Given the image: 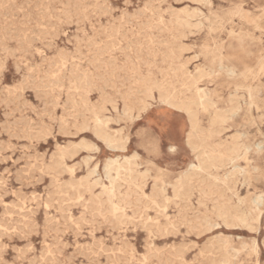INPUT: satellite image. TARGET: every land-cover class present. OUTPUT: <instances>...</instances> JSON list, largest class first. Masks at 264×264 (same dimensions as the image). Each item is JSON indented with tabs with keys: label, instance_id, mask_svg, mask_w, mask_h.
<instances>
[{
	"label": "rangeland",
	"instance_id": "rangeland-1",
	"mask_svg": "<svg viewBox=\"0 0 264 264\" xmlns=\"http://www.w3.org/2000/svg\"><path fill=\"white\" fill-rule=\"evenodd\" d=\"M27 1L28 0H0V41L3 44H0V60L14 57V59L11 60L9 70L6 73L0 74V202L2 203L0 204V222L3 224L2 225L0 223V238L4 237L2 240L0 239V249H3L2 251L0 250V255L3 254L2 256H0V264H4L5 262L7 264H12V261L16 258V261L18 260L16 264H45V262L46 264H160V261L161 264H182L183 260L197 259L201 261L202 264H264V233H262L260 229L259 221L257 222V231L255 234L250 232L246 227L227 228L222 232L215 229H209L208 232H204L202 230L196 235L189 236H186L185 232L189 231L190 229L177 228L174 231H171L169 229V224L177 222L178 219H183L186 222L192 219H197V212L195 211V208H192L193 200H201L197 189L193 190L189 198L180 197L178 202L174 201L170 205V209L166 214H161L158 217L157 212L159 210L149 212L148 215L151 216L152 221H155L156 219L160 220L159 224H154L152 223V221H149L147 217H145L144 220H141L140 218L144 213V208H142L141 204H139L142 201L141 192L134 187L129 189L126 185H123L121 187V195L119 196L121 212L120 214H114L111 204L108 202V196L106 195V193H104L102 188L103 185L110 186L109 180L105 175L104 168L106 162L109 159H115L117 157H134L137 170L140 172V174L144 175V178L139 179L138 183L153 182L154 177L152 176L149 161L147 158L149 154V148L152 146V138L156 137L157 139H159L160 137H163L164 140L167 141L169 136L183 137L185 140V146L187 147V133L190 130L189 123L187 130L185 129V120H188L187 116L185 113L182 114L181 112H178L171 108L167 111V118L165 120L157 121L154 117L158 115V113L148 115L147 111L143 112L139 118L129 120L123 113V101L120 98L117 105V110L113 108V104L109 103L106 105L107 111L104 115L109 120L108 127L110 132H119L124 137L128 138L127 151L121 152L120 150L109 148L100 138L97 139V136L94 132L93 123H89V121L92 119L91 113L88 110L89 107L95 106L97 100L101 101L102 103L105 95L108 97V92L103 91V88L106 86V84H104L105 76L100 71V68L102 67L101 65H94V68L96 70L93 71V68H90L87 63L81 67L80 61L76 60V67H73L71 64H69L67 69H64L63 67L55 68L54 65H49L50 67L41 66L39 68H36V71L33 74L28 69L32 68L33 66L35 67L37 64H41L42 62L38 57L31 55V50L27 47L28 44L33 42L34 38L32 35L25 34L21 30L20 25L23 22L21 18L29 16L34 18L35 15H40V18L43 19L48 10L47 8H38V4H51L55 9L57 5L67 2V0ZM37 1L39 3H37ZM69 1L74 3H97V0H68V2ZM103 2L104 0H99V3ZM134 2L135 4H150L155 9L157 18H159L161 15L167 18V23L164 25L163 30H158L155 34L156 49L159 50L161 44H174L175 46L183 45L187 49H192V51L189 53H183V61L188 65V60L191 59V57L194 58L199 56L200 58L199 60H193L194 62L190 66H188L189 71L194 72L197 66H205L208 70H217L216 74L212 75L210 79H206L201 84L203 85V89L218 91V93L224 99L228 98L230 89L233 86L232 84L236 82V80L243 79H241V77L236 78V80L230 78L229 74L226 73V70H219L218 57L213 63H211L209 59H204L202 52L205 49L214 50L215 48L220 46V44L228 46V44L232 42L234 45H236V41L232 39L231 33L235 35H246V49H250L255 52L258 48L264 47V0H134ZM26 3L29 4L27 5ZM29 5H31L32 7L29 8ZM207 5H211V7H207ZM12 6L14 7V11L12 9ZM15 6L19 10L15 8ZM21 6H23V11H21ZM153 8L149 9V11L145 14L144 20H141L140 23L146 22L147 18L152 16ZM90 11L97 13V20L99 21V11L96 8H93ZM194 11L197 12V15L194 16V18H191V27H183L176 22L177 18L187 17V14H192ZM7 13L9 14V16H7ZM56 14L59 15L60 13L57 12ZM251 19L258 20L259 23H261V27H256L255 24L251 22ZM10 23H13L12 26ZM49 23L51 24L52 22L49 21ZM104 23H107V21L105 20ZM129 23H131V21H129ZM35 31H37L38 35L35 36L34 40L46 39L49 42V53H53L55 55V47H64V38L56 41L51 36H39V34L41 33H46V29H36ZM38 31L41 32L39 33ZM14 34H16L18 37ZM26 35L27 39H22ZM15 36L17 37V39ZM8 38L9 41L15 42V46L11 47V50L9 49V47H6ZM2 48L6 49V51L4 49L2 51ZM24 51H26L27 53ZM97 51L99 50H94V57L96 56L95 54ZM222 53L224 55L222 59L223 65L225 67H235L236 73L238 72V74L240 71L244 70L246 64H250L253 71H256L258 69L257 60L255 59V57H247L242 50L237 48V46L234 48L226 47V49H224ZM49 59L51 60V57H49ZM73 60H75V57H73ZM18 65L19 68L22 69L20 70V72L18 71ZM46 70H48L50 73ZM65 70L67 74H69L68 76H74L77 79L84 76L85 70H87L89 77H95V79L92 80V85H95V90L90 91L88 94L89 103L85 104L83 102V99L86 96L83 91H74L71 95L66 89L63 93L60 92V87L63 86L65 82L63 76ZM55 72H60L62 75L58 76L60 77L59 79L58 77H56V79L53 80L51 74ZM29 75L31 78L29 77ZM62 76L63 79H61ZM77 76L80 77L78 78ZM77 79L72 80L73 87L76 85ZM262 81L264 82V79H262ZM54 82L57 83V85ZM42 83L43 85H41ZM10 85H20V91H17V88L15 87H12L13 90L9 91L8 87H10ZM122 86L123 84L121 83L119 86L113 84L108 87H114L115 89L121 88L123 91H125L126 87ZM38 90H40V92ZM50 90L52 92H49ZM35 91H37V93ZM11 92L12 94H16L11 95ZM56 92L60 94L58 95ZM93 96H95L96 99H92ZM38 97L40 98V101L38 100ZM41 99H44L45 101H41ZM110 99H115V97H111ZM6 100L8 103L6 102ZM17 100L19 101V103ZM47 103H49L50 105ZM8 104L9 108L7 107ZM26 104H28V106ZM65 104H67V107H64ZM242 104L244 105L243 101ZM260 105L261 109H254L252 111L253 119H255L256 121L254 120V122L252 123L249 116L246 115V111L241 110L238 115L230 120L229 124L232 125V127L225 131V133L223 134V138H230L236 135L237 132H240L241 134H244L241 138L243 142L254 144L256 142L258 143L264 141V135H262V133H264V95L262 96ZM35 110L38 111L36 112ZM31 111H34V113H32ZM14 112L16 113L15 116L14 114H12ZM35 114L38 117H36ZM6 116H8V118ZM41 116L43 120L41 119ZM17 117H19L21 121L17 119ZM59 117L63 122L65 121L64 131L68 134H62L60 132L61 125L59 121L61 120H59ZM55 120L57 122H55ZM33 121L35 122L33 123ZM52 121L57 124L51 123ZM69 121H71V123H69ZM47 124H49L50 126L48 125L47 127H45ZM20 125H22L23 127ZM204 125H207V119L204 120ZM53 127L55 128V134L48 135L46 132H42L45 131V129H49L50 131L48 130L49 132H47L50 133ZM79 127L91 128L93 130L89 132H82L78 131ZM38 129L42 131H39ZM37 134H39L40 136ZM19 135L21 138L19 137ZM25 135L27 136L24 137ZM42 137H44L45 139ZM4 143L5 145H3ZM93 144H95L96 147H100L101 145H104V147L101 151L96 152L92 148ZM16 145L18 147H16ZM4 146L5 149H3ZM11 146L13 148H11ZM20 146L22 147V149ZM59 151L61 153H59ZM54 153L57 156L54 155ZM189 154V162L196 164L197 162L195 159V154L191 149H189ZM32 155H34L35 158L32 157ZM53 155L56 157H53ZM9 156L11 158H9ZM17 158L20 160L18 161ZM27 158L29 159L27 160ZM248 158L249 161H239V166H241V168L245 169L247 172L238 174L234 183L235 192L238 197L244 200L242 207L245 208L250 206L252 197L264 195V180H262L261 177L258 180L257 178H255L258 174H260L261 176V173L253 171L254 167H258L260 169L261 155L259 156L251 149ZM29 163L31 166L29 165ZM47 165H49L50 167ZM55 168H57L56 170L58 171H56ZM22 169L24 170V172ZM229 170H232L231 165L227 166L225 169H220L215 173L222 177L225 172ZM34 171L35 173H33ZM21 174L23 176L20 177ZM40 174L41 176H39ZM2 175L4 177H2ZM212 181L213 180L210 179V182ZM19 183L21 184L18 185ZM88 185L92 186V191H89ZM21 190L23 194H21ZM149 191H151V189H149ZM25 195L27 196V198L25 197ZM81 195L85 196V200H80ZM226 195L231 196V192L226 191ZM216 198V196H212L207 199L206 206L204 208L205 213L208 212V205H212L214 207V205L218 204ZM49 199L50 201L53 199V201L50 202ZM21 202L25 205L22 206ZM231 203L234 206L239 204L237 196H233V200ZM177 204L179 206H177ZM37 205H39L40 208ZM57 205L59 206V208ZM123 205H128L130 209L134 208L136 210L137 215L135 219L129 220L125 217V209L123 208ZM263 206L264 204H262V208L264 211ZM195 207L199 208V204H197ZM49 208H51L52 210ZM190 208H192L191 212L189 211ZM21 209L24 210L23 213ZM89 210H91V213ZM109 210L112 212L108 213ZM25 211L29 212H27L26 214ZM105 211L106 213H103ZM60 212L63 213L62 216L60 215ZM82 212L85 213L83 217ZM5 213L7 214L5 215ZM47 213H49L47 215L48 218L46 217ZM177 213L180 214L179 217L176 215ZM167 217H172V220H168ZM50 218H53V220ZM64 220H66V222ZM200 220H206V215H201L199 219H197L198 224L200 223ZM30 221H32L33 223ZM78 224L80 225L79 227H77ZM19 226L21 228H24H22L21 230ZM99 226L101 227V231L99 229ZM14 228L16 230H14ZM45 230L48 232L47 235H45L47 233ZM140 230L142 231V233ZM16 231L20 233H17ZM71 231L74 233H72ZM29 232L30 235H28ZM209 232H211L212 234L209 235ZM107 233L109 235H107ZM19 234L21 238L20 236H18ZM24 234H26L27 236ZM19 238L21 241L19 240ZM52 239H54L56 242ZM253 240L256 241L257 246L255 252H253L250 247V242ZM28 244L31 246H29ZM49 244L52 246H49ZM191 245H196V247L192 248ZM12 248L13 250L15 248L14 251L17 252L18 250V252L15 253ZM16 248L18 249L16 250ZM81 248H83L82 251L84 253L79 250ZM41 249L43 250V252ZM159 249H161V251ZM31 250L33 252H31ZM78 251H81L80 255L79 253L77 254ZM21 252L23 255L21 254ZM201 252H203V255H199ZM20 254L23 257L20 256ZM74 255H76L77 257H75ZM35 256L37 257V259H34L36 258ZM52 257H54L55 259ZM31 258H33V261L31 260ZM66 258L67 260H69L67 261ZM168 258L172 259L169 260ZM90 261L91 263H89Z\"/></svg>",
	"mask_w": 264,
	"mask_h": 264
},
{
	"label": "snow or ice",
	"instance_id": "snow-or-ice-1",
	"mask_svg": "<svg viewBox=\"0 0 264 264\" xmlns=\"http://www.w3.org/2000/svg\"><path fill=\"white\" fill-rule=\"evenodd\" d=\"M31 7L29 5V8ZM37 7L47 8L48 12L43 19L38 15L34 18L31 16L22 17L21 30L35 37L37 35L36 29H46L47 32L41 33V35L51 36L56 41L64 38V47H55L54 55L53 53H49V42L46 39L33 40L27 47L31 50V55L38 57L42 63L29 68V71L34 73L36 68L41 66L49 67V65H54L55 68L63 67L64 69H67L69 64L76 67V60L80 61L81 67L87 63L90 68H93V71L96 70L94 65H101L100 71L104 74L107 82L103 91L108 92V98L103 99V104L97 100L96 105L94 107L90 106L88 109L92 116L89 123L95 124V131L97 133L105 126L106 116L104 114L107 108L104 105L109 104V102L113 105H118L119 99L124 95L122 89L118 93L114 87H108L110 85L116 84L119 86L122 83L124 87H129L140 98V111H147L148 115L158 113L154 117L157 121L165 120L167 118V111L175 107L171 97L166 95V89L172 87L168 81L169 77L173 75V68H175L177 73L183 69L184 74L195 81L194 84L185 82L184 86L186 89L197 92L203 91V85L199 82L201 70L197 68L193 73L182 64L183 53L191 52L192 49L183 48L180 50V67H176L177 51L174 44H163L159 50L156 49L155 34L158 30H163L164 25L167 23V18L163 15L157 18L152 5L147 3L135 4L134 0H104L103 3H99V0H97L96 4L65 2L57 5L55 9L51 4H38ZM207 7H211V5H207ZM93 8H96L100 13L99 21L97 20V13L90 11ZM150 8H153L152 16L148 17L146 22L140 23L141 20H144L145 14ZM21 11H23V8H21ZM57 12L60 15H57ZM105 20L107 23H104ZM49 21L52 23L50 24ZM22 39H27V35ZM14 46V41H8L6 45L9 48ZM94 50H99L96 52L95 57ZM49 57H51V60ZM73 57H75V60H73ZM199 58L197 56L189 59L188 65L190 66L193 60H199ZM12 59L14 57L0 60V73H6L9 70ZM170 61L172 62V67H169ZM17 67L19 70V65ZM51 75L52 79L55 80L56 77L62 74L55 72ZM63 76L65 82L60 87L61 93L65 89L70 95L74 91H81V89L95 90L92 85V80L95 77H89L87 70H85L82 78L76 80L75 88L72 85V80L76 78L68 76L66 71L63 73ZM12 87L19 90L20 85H12L8 87V90L11 91ZM111 97H115V99H110ZM124 98L127 100V97ZM92 99H96V97L93 96ZM65 107L67 106L65 105ZM199 107H203L202 102ZM184 111L185 109L181 107L180 112L183 114ZM125 115H127V112H125ZM133 119H136L135 115H133ZM190 119L191 113L189 112V119L185 120L186 130ZM192 122L195 124L194 121ZM60 125L62 134H68L64 131V122L62 120L60 121ZM92 130L85 127L78 128V131L82 132ZM45 132L47 134H55V128L53 127L50 133L47 132V129ZM187 135V147L185 146L183 137L169 136L167 141L163 137L159 139L156 137L152 138V146L149 148L147 158L155 182H146L141 185L143 189L141 193V207L144 208V213L140 217L141 220L147 217L149 221H152L148 213L155 210H159L157 212L158 217L161 214H166L170 209V205L174 201L178 202L180 195L185 192V177L195 169V164L189 162V149L194 148L195 145L192 143V133L188 132ZM105 143L108 142L105 141ZM108 146L111 147V144L108 143ZM103 147L104 145L100 147H96L95 144L92 145L93 150L96 152L101 151ZM259 147L261 152V167L259 171L261 179L264 180V141L261 142ZM199 171L202 172L203 168L199 169ZM80 200H85V196L81 195ZM197 204H199V208L195 207ZM177 206L179 205L177 204ZM114 207V214H120V206ZM123 208L125 209L124 215L127 219H135L137 213L134 208L130 209L128 205H123ZM192 208H195L197 212V219L201 215H206V220H200L198 224L197 219L187 222L183 219H178L177 222L169 224V229L171 231L177 228L190 229L185 232L186 236L196 235L202 230L208 232L209 229H215L222 232L226 228L237 227H246L253 234L257 231L255 216L249 222L246 218L237 220L223 213L217 215L216 209L212 205H208V212L205 213V205L195 200L192 201ZM192 208L189 209L190 212ZM84 215L85 213H82V217ZM176 215L180 216L179 213ZM259 215V226L262 233H264V211H261ZM167 219L172 220V217H167ZM152 223L159 224L160 220L156 219ZM79 226L78 224L77 227ZM211 234L209 232V235ZM191 247L195 248L196 245H191ZM250 247L253 252L256 251L255 240L250 242ZM199 255H203V252ZM12 264H16V261L13 260ZM182 264H202V262L198 259L183 260Z\"/></svg>",
	"mask_w": 264,
	"mask_h": 264
},
{
	"label": "bare ground",
	"instance_id": "bare-ground-1",
	"mask_svg": "<svg viewBox=\"0 0 264 264\" xmlns=\"http://www.w3.org/2000/svg\"><path fill=\"white\" fill-rule=\"evenodd\" d=\"M29 1V0H28ZM27 1V2H28ZM35 1V0H34ZM43 1V0H41ZM66 1V0H65ZM76 1V0H75ZM220 1V0H219ZM31 2V1H30ZM68 2V0H67ZM70 2V1H69ZM138 2V1H137ZM4 3V2H2ZM33 3V2H32ZM37 3H39L37 1ZM74 3V2H72ZM25 4V3H23ZM27 5L29 3H26ZM9 5V4H6ZM9 7V6H8ZM11 7V5H10ZM13 7V6H12ZM7 8V7H6ZM5 8V9H6ZM15 8H17L15 6ZM21 8H23V6H21ZM11 9V8H10ZM14 11V7L12 8ZM18 9V8H17ZM16 9V10H17ZM15 10V11H16ZM19 10V9H18ZM8 11V10H7ZM10 11V10H9ZM40 11V10H39ZM75 11V10H74ZM9 13V12H8ZM7 13V14H8ZM12 13V12H11ZM10 13V14H11ZM6 14V13H5ZM17 14V13H16ZM22 14V13H21ZM41 14V13H40ZM23 15V14H22ZM31 15V14H29ZM28 15V16H29ZM60 15V14H59ZM197 15V12L194 11L192 14H187V17L184 18H177L176 22L183 27H191L192 26V22H191V18H194V16ZM9 16V14L7 15ZM36 16V15H35ZM34 16V17H35ZM40 16V15H39ZM42 16V15H41ZM158 16V15H157ZM178 16V15H177ZM1 18V17H0ZM3 18V17H2ZM12 18V16H11ZM6 20V19H5ZM1 21V20H0ZM251 22H253L255 24L256 27H261V23H259L258 20L255 19H251ZM1 23V22H0ZM4 24V23H3ZM11 24V23H10ZM9 24V25H10ZM13 24V23H12ZM11 24V26H12ZM196 24V23H195ZM2 25V24H1ZM10 26V27H11ZM9 28V27H7ZM6 28V29H7ZM40 30V29H39ZM42 30V29H41ZM44 31V30H43ZM8 32V31H7ZM6 32V33H7ZM10 32V30H9ZM37 32V31H36ZM39 32V31H38ZM41 32V31H40ZM39 32V33H40ZM12 33V32H11ZM10 33V34H11ZM18 34V33H17ZM26 34V33H25ZM16 35V34H14ZM38 35V33H37ZM41 34H39L40 36ZM17 36V35H16ZM15 36V37H16ZM23 36V35H22ZM42 36V35H41ZM232 39L236 41V45H234L232 42H230L227 45L224 44H220V46H218L217 48H215L214 50H210V49H205L202 52V55L204 56V59H209V61L211 63H213L216 58H219V70H226V73L229 74L230 78H233L236 80V78H240L243 80H236V82H234L232 85V88L230 89V93L227 99H224L221 97V95L218 93V91H210L208 89H203L202 92H197L195 90L189 91L188 89L185 88V82H187L188 84H194L195 81L192 80L190 77L186 76L184 74L183 69H181L180 72H176L175 68H173V75L169 77V84L172 85V87L170 89H166V95H169L173 101V104L175 105V107H173L172 109L180 112V108L183 107L185 109L184 113L187 116V119H189V112L191 113V119L189 122V132L192 133V143L195 145L194 148H192L191 150L194 152L195 154V159H196V164H195V169H193L191 171L190 174H187L184 180V185L186 186V190L183 194L180 195V197L182 198H189V196L192 194L194 189H197V191L199 192L200 195V202H202L205 206H206V201L209 197L212 196H216V201L218 202L217 205H214V208L216 209V213L217 215L223 213L226 214L228 216H230L231 218L240 220L242 218H246L249 222L253 219V216H255L257 222L260 219V215L259 213L261 211H263L262 208V204H264V195H260V196H254L251 198L250 201V206H248L247 208L242 207V204L244 203V200L241 199L240 197H238V195L235 192V180L237 178V175L240 173H246L247 171L245 169H242L241 166H239V161L240 160H245V161H249L248 155L250 150L252 149L256 154H258L259 156L261 155L260 152V144L261 142H256L254 144H249L246 142H243L241 140L242 136L244 134H241L240 132H237L236 135L232 136V137H227V138H223V134L225 133L226 130H228L229 128L232 127V125L229 124L230 120H232L236 115L239 114V112L241 110H245L246 111V115L249 116L251 122L253 123L255 119H253V115H252V111L254 109H261V99H262V94H264V82L262 81V77H264V47H260L258 48L255 52L250 50V49H246L245 45H246V35L243 34H233L231 33ZM18 37V36H17ZM16 37V39H17ZM31 37V36H30ZM44 37V36H42ZM180 37V36H179ZM7 38V37H6ZM32 38V37H31ZM35 39V37H33ZM32 38V39H33ZM38 38V37H36ZM33 39V40H34ZM174 39V38H173ZM19 40V39H18ZM37 40V39H36ZM9 41V38H8ZM27 41V40H26ZM25 41V42H26ZM32 41V40H31ZM19 42V41H18ZM4 43V42H3ZM0 44L1 41H0ZM20 44V43H19ZM22 44V43H21ZM3 45V44H2ZM23 45V44H22ZM25 45V44H24ZM162 45V44H161ZM5 46V45H4ZM239 48L240 50H242L245 55L247 57H255V59L257 60V65H258V69L256 71L252 70V66L249 65H245L244 70L240 71L239 74L238 72L236 73L235 67H225L222 63V59H223V53L222 51L224 49H226V47L229 48H234L236 47ZM52 47V46H51ZM1 48V47H0ZM24 48V47H23ZM176 51H177V65L176 67H180L181 66V62H180V50L185 48L183 45H179V46H175ZM4 48H2L3 51ZM8 49V48H7ZM10 49V48H9ZM6 51V49H4ZM11 50V49H10ZM14 50V49H12ZM22 50V49H21ZM26 52V51H24ZM27 53V52H26ZM189 53V52H188ZM17 54V52H16ZM14 54V55H16ZM102 55V53H100ZM13 55V56H14ZM96 55V54H95ZM33 57V56H32ZM192 58V57H191ZM194 62V61H193ZM183 66L188 67L189 65H187V63H185L184 61H182ZM31 65V64H30ZM16 66V65H15ZM53 66V65H50ZM49 66V67H50ZM71 66V65H70ZM34 67V66H33ZM32 67V68H33ZM170 67H172V62L170 61ZM99 68V67H98ZM199 68L201 70L200 74H199V82L203 83L206 79H210L212 77V75L217 73V70H213V69H207L205 66H197L195 68L196 69ZM17 69V68H16ZM29 69V68H28ZM74 69V68H73ZM72 69V70H73ZM19 68V72H20ZM52 70V69H51ZM50 70V71H51ZM189 70V69H188ZM48 71V70H46ZM66 71V70H65ZM194 71V72H195ZM49 72V71H48ZM191 72V71H190ZM193 72V73H194ZM50 73V72H49ZM88 73V72H87ZM1 74V73H0ZM31 74V73H30ZM33 74V73H32ZM38 75V74H37ZM46 75V74H45ZM49 75V74H48ZM47 75V76H48ZM69 75V74H68ZM28 76V75H27ZM30 77V75H29ZM49 77V76H48ZM78 77V76H77ZM80 77V76H79ZM78 77V78H79ZM31 78V77H30ZM50 78V77H49ZM60 77H58L59 79ZM23 79V78H22ZM44 79V78H43ZM42 79V80H43ZM48 79V78H46ZM63 79V76L62 78ZM77 79V78H76ZM80 79V78H79ZM102 79V78H101ZM26 80V79H25ZM34 80V79H33ZM45 80V79H44ZM97 80V79H96ZM27 81V80H26ZM36 81V80H35ZM59 81V80H58ZM57 81V82H58ZM43 82V81H42ZM61 82V81H60ZM32 83V82H31ZM30 83V84H31ZM40 83V82H39ZM55 83V82H54ZM53 83V84H54ZM59 83V82H58ZM62 83V82H61ZM106 80L104 81V84H106ZM131 83V81H130ZM29 84V86H30ZM57 85V83H55ZM230 84V82H229ZM43 85V83L41 84ZM40 85V86H41ZM50 85V84H49ZM52 85V83H51ZM50 85V86H51ZM55 85V86H56ZM60 85V84H59ZM58 85V86H59ZM62 85V84H61ZM11 86V85H10ZM23 86V85H22ZM28 86V87H29ZM32 86V85H31ZM47 86V85H46ZM76 86V85H75ZM74 86V88H75ZM95 86V85H94ZM27 87V88H28ZM36 87V86H35ZM39 87V86H38ZM44 87V86H43ZM123 87V86H122ZM42 88V87H41ZM29 89V88H28ZM27 89V91H28ZM125 89V88H124ZM13 90V89H12ZM24 90V88H23ZM47 90V89H46ZM49 90V89H48ZM1 91V90H0ZM4 91V90H2ZM8 91V90H5ZM18 91V90H17ZM20 91V89H19ZM32 91V90H30ZM40 92V90H38ZM81 91H83L85 93V97L83 99V102L85 104L89 103V98H88V94H89V90H85V89H81ZM100 91V90H99ZM116 91L119 93L121 91V88H116ZM25 92V91H24ZM37 93V91H35ZM45 92V91H44ZM49 92H52L51 90ZM80 92V91H79ZM57 93V92H56ZM69 93V92H68ZM124 95L121 96V99L123 101V113L125 115V112H127V115H125L129 120H134L133 119V115H135L136 118H139L141 116V114L143 112L140 111V106H141V102H140V98L136 95L135 92L131 91V89L129 87H126V90L123 91ZM11 95L12 92L10 93ZM47 94V93H45ZM58 95L60 93H57ZM73 94V93H72ZM9 95V94H8ZM39 95V94H38ZM69 95V94H68ZM18 96V95H17ZM16 96V97H17ZM36 96V95H35ZM43 96V94H42ZM50 96V95H49ZM74 96V95H73ZM6 97V96H5ZM15 97V96H14ZM29 97V96H28ZM40 97V95H39ZM46 97V96H45ZM124 97H127V100H125ZM41 98V97H40ZM40 98L38 99L40 101ZM53 98V97H52ZM62 98V97H61ZM104 98H108L106 95L104 96ZM103 98V99H104ZM21 99V98H20ZM19 100V98H18ZM17 100V101H18ZM22 100V99H21ZM45 101L44 99H41V101ZM53 100V99H52ZM5 101V100H4ZM9 101V100H8ZM24 101V100H23ZM73 101V100H72ZM242 101L244 102V105L242 104ZM7 102V100H6ZM11 102V101H10ZM22 102V101H21ZM66 102V101H65ZM203 103V107H199L200 103ZM8 103V102H7ZM19 103V101H18ZM29 103V102H28ZM46 103V102H45ZM110 103V102H109ZM2 104V103H1ZM5 104V103H4ZM14 104V103H13ZM41 104V102H40ZM49 104V103H47ZM57 104V103H56ZM72 104V103H71ZM79 104V103H78ZM103 104V101L102 103ZM3 105V104H2ZM7 105V104H6ZM28 106V104H26ZM46 105V104H45ZM50 105V104H49ZM55 105V104H54ZM67 105V104H65ZM64 105V107H65ZM75 105V104H74ZM5 106V105H4ZM33 106V105H32ZM47 106V105H46ZM56 106V105H55ZM58 106V105H57ZM106 107V105H104ZM111 106V105H110ZM245 106V107H244ZM9 108V104L7 106ZM6 107V108H7ZM20 107V106H18ZM34 107V106H33ZM88 107V106H87ZM94 107V106H93ZM27 108V107H26ZM46 108V107H45ZM113 108L117 110V105H113ZM32 109V108H31ZM36 109V108H35ZM68 109V108H67ZM73 109V108H72ZM10 110V109H9ZM29 110V109H28ZM41 110V109H40ZM45 110V109H44ZM55 110V109H54ZM36 111V110H35ZM38 111V110H37ZM36 111V112H37ZM62 111V109H61ZM68 111V110H67ZM13 112V110H12ZM19 112V111H18ZM21 112V109H20ZM32 112V111H31ZM45 112V111H44ZM257 112V111H256ZM4 113V111H3ZM34 113V111L32 112ZM72 113V112H71ZM15 116V112L12 113ZM24 114V113H23ZM51 114V113H50ZM70 114V113H69ZM7 115V114H6ZM21 115V114H20ZM36 115V114H35ZM67 115V114H66ZM50 116V115H49ZM8 118V116H6ZM20 117V116H19ZM19 117H17V119H19ZM23 117V116H22ZM27 117V116H25ZM36 117H38L36 115ZM69 117V116H68ZM5 118V117H4ZM86 118V117H85ZM11 119V118H10ZM41 119L43 120L42 116ZM207 119V125H204V120ZM262 119V118H261ZM9 120V119H6ZM20 120V119H19ZM31 120V119H30ZM59 120L60 117H59ZM14 121V120H13ZM18 121V120H17ZM21 121V120H20ZM29 121V120H28ZM67 121V120H66ZM194 121L195 124L192 122ZM256 121V120H255ZM30 122V121H29ZM28 122V125H29ZM32 122V121H31ZM35 121H33L34 123ZM55 122H57L55 120ZM55 122H51V123H55ZM65 122V121H64ZM108 122L109 120L106 118L105 120V126L103 128L100 129L99 133H97L95 131V124L93 123V127H94V132L96 134L97 137H99L104 143L105 141H107L108 143L111 144V147L108 146V143H105L109 148L114 149V150H120L121 152H126L127 151V145H128V138L124 137L121 133L119 132H115L112 133L109 130L108 127ZM115 122V121H114ZM9 123V122H8ZM24 123V122H23ZM22 123V125H23ZM60 123V121H59ZM58 123V124H59ZM26 124V123H25ZM42 124V123H41ZM57 124V123H55ZM5 125V124H4ZM20 125V126H22ZM49 124H47L45 127H47ZM84 125V124H83ZM256 125V124H255ZM2 126V124H1ZM13 126V125H12ZM38 126V125H37ZM36 126V127H37ZM50 126V125H49ZM246 126V125H245ZM257 126V125H256ZM6 127V126H5ZM8 127V126H7ZM14 127V126H13ZM23 127V126H22ZM25 127V126H24ZM42 127V125H41ZM27 128V127H26ZM34 128V125H33ZM38 128V127H37ZM40 128V127H39ZM51 128V127H49ZM258 128V127H257ZM14 129V128H13ZM11 129V130H13ZM24 129V128H23ZM28 129V128H27ZM61 129V128H60ZM249 129V128H248ZM25 130V129H24ZM32 130V129H31ZM30 130V131H31ZM39 131H42L40 129H38ZM46 130V129H45ZM49 130V129H48ZM47 130V131H48ZM8 131V130H6ZM23 131V130H22ZM28 131V130H27ZM50 131V130H49ZM48 131V132H49ZM13 132V131H12ZM19 132V131H17ZM16 132V133H17ZM26 132V131H25ZM24 132V133H25ZM37 132V131H36ZM43 133H45V131H42ZM61 132V131H60ZM262 132V131H261ZM1 133V132H0ZM5 133V132H4ZM41 133V132H40ZM62 133V132H61ZM11 134V133H10ZM19 134V133H18ZM23 134V133H22ZM29 134V132H28ZM35 134V133H34ZM15 135V134H14ZM39 135V134H37ZM45 135V134H44ZM51 135V134H48ZM2 136V135H1ZM27 135H25L24 137H26ZM40 136V135H39ZM38 136V137H39ZM69 136V135H67ZM9 137V136H8ZM20 137V135H19ZM29 137V136H28ZM35 137V136H34ZM21 138V137H20ZM41 138V137H40ZM44 138V137H42ZM25 139V138H23ZM33 139V137H32ZM45 139V138H44ZM12 140V139H11ZM22 140V139H20ZM27 140V139H26ZM37 140V139H35ZM187 140H188V136H187ZM39 141V139H38ZM80 141V140H79ZM2 142V141H1ZM8 143V142H6ZM62 143V142H61ZM1 144V143H0ZM45 144V142H44ZM67 144V143H66ZM5 145V143L3 144ZM31 145V144H30ZM27 146V145H26ZM8 147V145H7ZM15 147V146H14ZM16 147H18L16 145ZM21 147V146H20ZM25 147V146H24ZM33 147V146H30ZM70 147V146H69ZM11 148H13L11 146ZM78 148V146H77ZM3 149H5V146L3 147ZM10 149V148H9ZM20 149V148H19ZM22 149V147H21ZM61 149V148H60ZM14 150V149H13ZM24 150V149H23ZM28 150V148H27ZM36 150V149H35ZM66 150V149H64ZM6 151V150H5ZM46 151V150H45ZM73 151V150H72ZM23 153V152H22ZM59 153H61L59 151ZM58 153V154H59ZM24 154V153H23ZM53 154V153H52ZM20 155V154H18ZM54 155H56L54 153ZM53 157H56L54 156ZM72 155V154H71ZM117 156V155H116ZM32 157H34V155H32ZM9 158H11L9 156ZM35 158V157H34ZM52 158V157H51ZM138 158V157H137ZM24 159V156H23ZM29 158H27L28 160ZM54 159V158H53ZM56 159V158H55ZM94 159V158H93ZM17 160L19 161L20 159L17 158ZM16 160V161H17ZM57 160V159H56ZM24 161V160H23ZM40 161V160H39ZM64 161V160H63ZM1 162V161H0ZM29 162V161H28ZM56 162V161H55ZM17 163V162H16ZM60 163V162H59ZM32 164V163H31ZM54 164V163H51ZM56 164V163H55ZM30 165V163H29ZM57 165V164H56ZM55 165V166H56ZM60 165V164H59ZM231 165L232 166V170L226 171L225 174L220 177L218 174H216L215 172L220 170V169H225L227 166ZM25 166V165H24ZM23 166V167H24ZM31 166V165H30ZM43 166V165H42ZM49 166V165H47ZM52 166V165H51ZM74 166V165H73ZM150 166V165H149ZM21 167V166H20ZM36 167V166H35ZM50 167V166H49ZM57 167V166H56ZM71 167V166H70ZM11 168V167H10ZM28 168V167H27ZM26 168V169H27ZM33 168V167H32ZM52 168V167H51ZM72 168V167H71ZM203 168V171H199V169ZM20 169V168H19ZM25 169V170H26ZM37 169V168H36ZM53 169V168H52ZM51 169V170H52ZM57 168H55L56 170ZM105 175L109 180L110 186H105L103 185V191L104 193H106V195L108 196V202L111 204V207L113 209V212H115V207L114 206H120V198L119 196L121 195V187L123 185H126L129 189L134 187L135 189L139 190L141 193L143 192V189L141 187L142 184L144 183H138L139 179H143L144 175L140 174V172L137 170L136 168V163L134 160V157H117L115 159H109L106 164H105ZM139 169V168H138ZM21 170V169H20ZM23 170V169H22ZM30 170V169H29ZM34 170V169H32ZM31 170V171H32ZM47 170V169H46ZM49 170V171H51ZM54 170V171H55ZM28 171V170H27ZM58 171V170H56ZM254 172H260L258 167H254L253 168ZM3 172V171H2ZM24 172V170H23ZM45 172V171H44ZM18 173V172H17ZM21 173V172H20ZM32 173V172H31ZM35 173V171L33 172ZM47 173V172H46ZM11 174V173H10ZM44 174V173H43ZM48 174V173H47ZM56 174V173H55ZM62 174V172H61ZM4 175V174H3ZM2 175V177H4ZM18 175V174H16ZM31 175V174H30ZM148 175V174H147ZM23 176L22 174L20 175V177ZM35 176V175H33ZM41 176V174L39 175ZM38 176V177H39ZM16 177V176H15ZM260 174L256 175L255 178H257V180L260 178ZM25 178V177H22ZM40 178V177H39ZM43 178V177H42ZM52 178V177H51ZM3 179V178H2ZM10 179V178H9ZM36 179V178H34ZM89 179V178H87ZM210 179H212L213 183L210 182ZM5 180V178H4ZM3 180V181H4ZM25 180V179H24ZM40 180V179H38ZM71 180V179H70ZM10 181V180H9ZM76 181V180H75ZM15 182V181H14ZM18 182V181H17ZM27 182V181H26ZM51 182V181H49ZM71 182V181H70ZM99 182V181H96ZM153 182H155V178L153 180ZM196 182V183H194ZM221 184H220V183ZM36 183V182H35ZM69 183V182H68ZM21 183H19L18 185H20ZM66 184V183H64ZM196 184V185H195ZM221 185V186H220ZM25 186V185H24ZM51 186V185H50ZM22 187V186H21ZM221 187V188H220ZM25 188V187H24ZM214 188V189H213ZM216 188V189H215ZM224 188V189H222ZM88 189L89 191H92V186L88 185ZM3 190V189H2ZM5 190V189H4ZM68 191V190H67ZM226 191H230L231 192V196H227L226 195ZM3 192V191H2ZM14 192V191H13ZM12 192V193H13ZM17 192V191H16ZM32 192V191H31ZM56 192V191H54ZM9 193V192H8ZM20 193V192H19ZM66 193V191H65ZM10 194V193H9ZM21 194H23L22 190H21ZM33 194V193H32ZM77 194V193H76ZM5 195V194H4ZM7 195V194H6ZM18 195V194H17ZM78 195V194H77ZM13 196V195H12ZM68 196V195H67ZM129 196V195H128ZM233 196H237L238 198V202L239 204L234 206L231 202L233 200ZM24 197V196H23ZM25 197L27 198V196L25 195ZM29 197V196H28ZM48 197V195H47ZM55 197V196H54ZM130 197V196H129ZM2 198V197H1ZM34 198V197H33ZM3 199V198H2ZM58 199V198H57ZM78 199V198H77ZM26 200V199H25ZM28 200V199H27ZM69 200V199H68ZM73 200V199H72ZM14 201V200H13ZM20 201V200H19ZM50 201V199H49ZM53 199L50 201L52 202ZM67 201V200H66ZM34 202V201H33ZM56 202V200H55ZM11 203V202H10ZM0 204H2L0 202ZM4 204V203H3ZM9 204V203H8ZM22 204V202H21ZM50 204V203H49ZM54 204V203H53ZM141 204V203H139ZM25 204H22V206ZM34 205V204H33ZM91 205V204H90ZM89 205V206H90ZM18 206V205H17ZM39 207V205H37ZM45 206V205H44ZM49 206V205H48ZM52 206V205H51ZM58 206V205H57ZM88 206V207H89ZM4 207V206H3ZM6 207V206H5ZM12 207V206H10ZM20 207V206H19ZM82 207V206H81ZM129 207V206H128ZM264 207V206H263ZM8 208V207H7ZM6 208V209H7ZM37 208V207H36ZM35 208V209H36ZM40 208V207H39ZM52 208V207H51ZM49 208V209H51ZM54 208V207H53ZM59 208V206H58ZM90 208V207H89ZM93 208V207H92ZM104 208V207H103ZM121 208V207H120ZM136 208V207H135ZM141 208V207H139ZM111 209V208H110ZM22 210V209H21ZM26 210V209H25ZM38 210V209H37ZM52 210V209H51ZM10 211V210H9ZM24 210H22L23 213ZM32 211V210H31ZM91 213V210H89ZM124 211V210H123ZM5 212V210H4ZM26 212V211H25ZM29 212V211H27ZM26 212V214H27ZM45 212V211H44ZM48 212V211H47ZM68 212V209H67ZM112 211L109 210L108 213H110ZM140 212V211H139ZM9 213V212H8ZM21 213V216H22ZM46 213V212H45ZM61 213V212H60ZM59 213V214H60ZM83 213V212H82ZM103 213H106L103 212ZM4 214V213H3ZM7 213H5L6 215ZM17 214V212H16ZM32 214V212H31ZM49 213L46 214V217L48 218ZM72 214V213H70ZM99 214V213H98ZM4 215V216H5ZM14 215V214H12ZM19 215V214H18ZM16 215V216H18ZM34 215V214H33ZM44 215V213H43ZM53 215V214H52ZM61 216L63 215V213L60 214ZM93 215V214H92ZM100 215V214H99ZM103 215V214H102ZM101 215V216H102ZM2 216V215H1ZM3 216V217H4ZM9 216V215H8ZM24 216V215H23ZM30 216V215H29ZM66 216V215H65ZM73 216V215H72ZM91 216V215H90ZM6 217V216H5ZM4 217V218H5ZM10 217V216H9ZM26 217V216H25ZM28 217V216H27ZM31 217V216H30ZM71 217V216H70ZM92 217V216H91ZM11 218V217H10ZM18 218V217H17ZM54 218V217H53ZM53 218H50L53 220ZM61 218V217H60ZM157 218V216H156ZM161 218V217H160ZM174 218V217H173ZM1 219V218H0ZM3 219V218H2ZM8 219V218H7ZM13 219V218H12ZM81 219V218H80ZM108 219V218H107ZM191 219V218H190ZM20 220V218H19ZM31 220V219H30ZM47 220V219H46ZM82 220V219H81ZM18 221V220H15ZM14 221V222H15ZM22 221V220H21ZM20 221V222H21ZM25 221V220H24ZM59 221V219H58ZM62 221V219H61ZM66 222V220H64ZM71 221V220H69ZM80 221V220H79ZM13 222V223H14ZM26 222V221H25ZM32 222V221H30ZM45 222V220H44ZM51 222V221H50ZM49 222V223H50ZM64 222V223H65ZM81 222V221H80ZM83 222V221H82ZM107 222V221H106ZM113 222V220H112ZM1 223V222H0ZM12 223V222H11ZM17 223V222H16ZM23 223V222H22ZM33 223V222H32ZM48 223V222H47ZM59 223V222H57ZM89 223V222H87ZM92 223V222H91ZM96 223V222H95ZM2 224V223H1ZM5 224V223H4ZM21 224V223H20ZM24 224V223H23ZM53 224V222H52ZM97 224V223H96ZM100 224V223H99ZM130 224V222H129ZM3 225V224H2ZM1 225V226H2ZM37 225V224H36ZM55 225V223H54ZM71 225V224H70ZM95 225V224H94ZM110 225V224H109ZM7 226V225H6ZM27 226V225H26ZM34 226V225H33ZM98 226V225H97ZM101 226V225H100ZM99 226V229L102 227ZM104 226V225H103ZM4 227V226H2ZM14 227V226H13ZM20 227V226H19ZM45 227V226H44ZM53 227V226H52ZM55 227V226H54ZM57 227V226H56ZM62 227V226H61ZM64 227V226H63ZM88 227V226H87ZM112 227V226H111ZM5 228V227H4ZM17 228V227H16ZM21 228V227H20ZM24 228V227H22ZM21 228V230H22ZM31 228V227H30ZM33 228V227H32ZM36 228V226H35ZM50 228V227H49ZM59 228V225H58ZM148 228V227H147ZM11 229V228H10ZM39 229V228H38ZM53 229V228H51ZM69 229V228H68ZM227 229V228H226ZM14 230H16L14 228ZM13 230V231H14ZM28 230V229H27ZM30 230V229H29ZM44 230V229H43ZM72 230V229H71ZM4 231V230H2ZM10 231V230H9ZM33 231V230H32ZM30 231V232H32ZM35 231V230H34ZM38 231V230H37ZM46 231V230H45ZM44 231V232H45ZM61 231V230H59ZM73 231V230H72ZM71 231V232H72ZM101 231V229H100ZM141 231V230H140ZM17 232V231H16ZM15 232V233H16ZM30 232L28 235H30ZM39 232V231H38ZM43 232V231H42ZM47 232V231H46ZM45 232V233H46ZM54 232V231H53ZM187 232V231H186ZM205 232V231H204ZM9 233V232H8ZM20 233V232H17ZM63 233V232H61ZM74 233V232H72ZM77 233V232H76ZM142 233V231H141ZM32 234V233H31ZM37 234V233H36ZM48 232L45 234L47 235ZM58 234V233H57ZM135 234V233H134ZM6 235V234H5ZM26 235V234H24ZM107 235H109L107 233ZM7 236V235H6ZM20 236V234L18 235ZM23 236V235H22ZM27 236V235H26ZM147 236V235H146ZM30 237V236H29ZM38 237V236H36ZM78 237V236H77ZM4 238V237H3ZM3 238H0L1 240ZM9 238V237H8ZM21 238V236H20ZM19 238V240H20ZM23 238V237H22ZM31 238V237H30ZM157 238V237H156ZM164 238V237H163ZM215 238V237H214ZM13 239V238H12ZM27 239V238H26ZM46 239V236H45ZM49 239V238H48ZM44 240V239H43ZM53 241H55L54 239H52ZM114 240V239H113ZM13 241V240H11ZM21 241V240H20ZM159 241V240H158ZM19 242V241H18ZM56 242V241H55ZM114 242V241H113ZM143 242V240H142ZM153 242V241H152ZM124 243V242H123ZM146 243V242H145ZM195 243V242H194ZM48 244V243H47ZM77 244V243H76ZM90 244V243H89ZM222 244V243H221ZM29 245V244H28ZM46 245V244H45ZM44 245V248H45ZM91 245V244H90ZM98 245V244H97ZM263 245V244H262ZM31 246V245H29ZM28 246V247H29ZM49 246H52L49 244ZM78 246V245H77ZM96 246V245H95ZM92 247V246H91ZM94 247V246H93ZM127 247V246H126ZM152 247V245H151ZM27 248V246H26ZM50 248V247H48ZM117 248V247H116ZM160 248V247H159ZM18 248H16L17 250ZM20 249V248H19ZM23 249V248H22ZM29 249V248H28ZM68 249V248H67ZM180 249V248H179ZM178 249V250H179ZM1 250V249H0ZM3 250V249H2ZM1 250V251H2ZM4 250H5V245H4ZM13 250V248H12ZM15 250V248H14ZM13 250V251H14ZM30 250V249H29ZM42 250V249H41ZM79 250H83V248L79 249ZM107 250V249H106ZM161 251V249H159ZM36 251V250H35ZM59 251V250H58ZM57 251V252H58ZM77 251V250H76ZM78 251L77 254L80 252ZM93 251V250H92ZM117 251V250H116ZM181 251V250H180ZM209 251V250H207ZM15 252V251H14ZM18 252V250H17ZM15 252V253H17ZM24 252V251H23ZM30 252V251H29ZM31 252H33L31 250ZM43 252V250H42ZM47 252V251H45ZM174 252V251H173ZM216 252V251H215ZM28 253V252H27ZM54 253V252H53ZM59 253V252H58ZM63 253V252H62ZM82 253H84L82 251ZM91 253V252H90ZM89 253V254H90ZM22 254V252H21ZM20 254V256H22ZM29 254V253H28ZM43 254V253H42ZM48 254V253H47ZM60 254V253H59ZM86 254V253H85ZM95 254H96V250H95ZM162 254V253H161ZM176 254V253H175ZM198 254V252H197ZM212 254V253H211ZM3 255V254H2ZM0 255V256H2ZM5 255V254H4ZM17 255V254H16ZM26 255V254H25ZM45 255V253H44ZM70 255V254H69ZM88 255V254H87ZM86 255V256H87ZM187 255V254H186ZM19 256V254H18ZM71 256V255H70ZM75 257H77L76 255H74ZM84 256V255H82ZM81 256V257H82ZM92 256V255H91ZM118 256V254H117ZM162 256V255H160ZM211 256V255H210ZM17 257V256H16ZM23 257V256H22ZM25 257V256H24ZM36 257V256H35ZM90 257V256H89ZM151 257V256H150ZM164 257V256H163ZM183 257V256H182ZM15 258V257H14ZM54 258V257H52ZM57 258V257H56ZM69 258V256H68ZM88 258V257H87ZM154 258V257H153ZM17 259V258H16ZM16 259H14L16 261ZM33 258H31L32 260ZM34 259H37L34 258ZM39 259V257H38ZM45 259V258H44ZM48 259V258H47ZM46 259V260H47ZM50 259V258H49ZM55 259V258H54ZM78 259V258H77ZM86 259V258H85ZM150 259V258H149ZM169 259V258H168ZM172 259V258H171ZM169 259V260H171ZM193 259V258H192ZM204 259V258H203ZM20 260V259H19ZM26 260V259H25ZM30 260V259H29ZM42 260V258H41ZM52 260V259H51ZM57 260V259H56ZM59 260V259H58ZM67 260V258H66ZM69 260V259H68ZM67 260V261H68ZM157 260V259H156ZM160 260V259H159ZM158 260V261H159ZM18 261V260H17ZM16 261V262H17ZM23 261V260H22ZM33 261V260H32ZM38 261V260H37ZM36 261V262H37ZM53 261V260H52ZM55 261V260H54ZM97 261V260H96ZM1 262V261H0ZM42 262V261H41ZM60 262V261H58ZM106 262V261H105ZM110 262V261H109ZM172 262V261H171ZM175 262V261H174ZM6 263V262H5ZM4 263V264H5ZM23 263V262H22ZM48 263V262H47ZM71 263V262H69ZM81 263V262H80ZM87 263V262H86ZM91 263V261L89 262ZM7 264V263H6ZM42 264V263H41ZM46 264V262H45ZM57 264V263H55ZM82 264V263H81ZM161 264V261H160Z\"/></svg>",
	"mask_w": 264,
	"mask_h": 264
}]
</instances>
